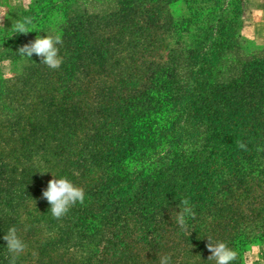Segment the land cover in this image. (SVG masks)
I'll return each mask as SVG.
<instances>
[{
	"label": "trees",
	"instance_id": "trees-1",
	"mask_svg": "<svg viewBox=\"0 0 264 264\" xmlns=\"http://www.w3.org/2000/svg\"><path fill=\"white\" fill-rule=\"evenodd\" d=\"M24 17L62 32L60 68L20 55L37 35L14 32ZM1 21L0 264L13 226L26 244L15 264H215L208 237L251 264L264 243V0H32ZM52 174L85 191L59 219L42 196Z\"/></svg>",
	"mask_w": 264,
	"mask_h": 264
},
{
	"label": "clouds",
	"instance_id": "clouds-1",
	"mask_svg": "<svg viewBox=\"0 0 264 264\" xmlns=\"http://www.w3.org/2000/svg\"><path fill=\"white\" fill-rule=\"evenodd\" d=\"M33 31L37 33L36 38L19 49L20 55L23 58L31 59L33 54H35L41 58V63L47 67L54 70L60 68L63 63V57L60 55V48L58 46L63 43L62 32L53 28L52 31L55 34L50 35L48 30L35 25L31 17H24L14 26L15 33L27 34ZM41 31L46 33V35H39ZM239 147L245 148L246 146L241 143ZM53 177L54 179L48 182L42 196L50 205L49 210L53 218L59 219L66 215L77 203L83 204L85 202V191L67 177L57 178L54 175ZM178 206L180 211L176 213L175 222L179 227L184 229L187 226L188 220L193 218L195 213L189 200L186 198ZM3 239L7 242L8 251L14 254L12 264H15L16 256L25 250L26 244L18 236L17 229L14 226L9 228ZM208 240L209 244L207 247L211 252L208 260L215 261V264H234L238 256V252L234 248L229 247L223 241L214 243L209 237ZM160 264H172L171 255L162 256Z\"/></svg>",
	"mask_w": 264,
	"mask_h": 264
},
{
	"label": "rangeland",
	"instance_id": "rangeland-1",
	"mask_svg": "<svg viewBox=\"0 0 264 264\" xmlns=\"http://www.w3.org/2000/svg\"><path fill=\"white\" fill-rule=\"evenodd\" d=\"M31 2L32 0H26V6L24 8H26ZM23 9L6 8V13L0 17V20H2L1 23L5 21L6 18H14L17 16V13ZM3 69L7 75H12L13 72L11 71L12 68L10 66L4 65ZM250 253L251 264H264V243L252 245Z\"/></svg>",
	"mask_w": 264,
	"mask_h": 264
},
{
	"label": "crops",
	"instance_id": "crops-1",
	"mask_svg": "<svg viewBox=\"0 0 264 264\" xmlns=\"http://www.w3.org/2000/svg\"><path fill=\"white\" fill-rule=\"evenodd\" d=\"M26 6V0H0V17L6 12V8L23 9Z\"/></svg>",
	"mask_w": 264,
	"mask_h": 264
}]
</instances>
